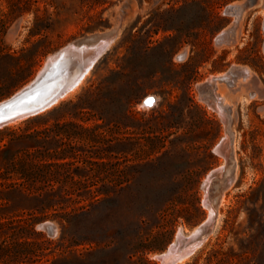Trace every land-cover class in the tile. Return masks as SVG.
Here are the masks:
<instances>
[{
	"label": "rangeland",
	"instance_id": "rangeland-1",
	"mask_svg": "<svg viewBox=\"0 0 264 264\" xmlns=\"http://www.w3.org/2000/svg\"><path fill=\"white\" fill-rule=\"evenodd\" d=\"M160 1L0 0V101L67 43L117 28L76 88L9 124L54 109L29 124L55 125L50 141H0L9 147L0 150V264H160L178 228L185 236L208 214L202 181L225 162L212 150L225 127L233 180L211 231L179 264H264V39L240 26L229 43L216 41L211 0ZM232 65L230 81L198 89ZM149 94L156 102L143 106ZM79 96L88 130L66 138V102ZM44 147L53 158L44 176L41 166L26 167L32 175L4 166ZM96 189L109 193L91 198ZM48 194L56 203L41 211ZM43 214L65 216L52 220L53 236L38 227Z\"/></svg>",
	"mask_w": 264,
	"mask_h": 264
},
{
	"label": "water",
	"instance_id": "water-1",
	"mask_svg": "<svg viewBox=\"0 0 264 264\" xmlns=\"http://www.w3.org/2000/svg\"><path fill=\"white\" fill-rule=\"evenodd\" d=\"M116 31L117 28H113L109 32L93 34L75 40L71 42L70 46L65 45L56 51L57 53H52L50 57H46L38 73L26 85L0 101V110H2L0 111V117H2V119H0V128L9 125L20 117L42 109L62 94L67 86L78 78L90 60L98 53V47L95 44L93 45V43L101 37L108 38V36L114 35ZM232 34L233 28L229 27L222 29L219 36L225 37ZM99 44L105 45V40H101ZM88 48H92V51H88ZM62 59L67 60L66 66L59 68L58 64ZM236 70H238L237 66H230L223 74V77H228L229 74H233ZM217 78L218 77L215 76L208 77L205 81L197 85L198 89L202 90L204 88H209L212 86V82L214 80L216 81ZM149 97L154 98V103L156 102L157 97L154 94H149L143 98V106H147L145 105V101ZM154 103L152 105H154ZM207 103L217 112H224V108H220L219 105L211 103L209 100ZM222 121L225 123V118H223ZM212 150L223 156L225 162L222 165L212 167L204 176L202 181L203 196L201 202L209 208L210 212L207 214L206 218L195 227L198 236L191 235L190 240H187L188 242L197 238H204L208 235L213 226L212 219L216 215V206L220 197V192L230 181V168L233 163L232 138L231 133L226 127L224 135L214 144ZM38 227L44 229L50 236H53L56 232V225L50 219L40 221ZM185 239L186 238H182V242L183 240L185 241ZM177 246H179L178 240L170 243L165 251L175 252L179 248H176Z\"/></svg>",
	"mask_w": 264,
	"mask_h": 264
},
{
	"label": "trees",
	"instance_id": "trees-1",
	"mask_svg": "<svg viewBox=\"0 0 264 264\" xmlns=\"http://www.w3.org/2000/svg\"><path fill=\"white\" fill-rule=\"evenodd\" d=\"M82 96H79L76 100H68L66 104H70L72 107V119L65 122L64 125L61 127L62 133H64V136L69 138L71 135H75L79 133V130H76L78 127L81 128L83 131H87V127H84L80 122L78 121H86L89 119V117L85 116L84 113L80 112L79 108H81L82 104ZM54 109H50L43 113L35 114L32 117H27L25 120V125H16V126H4L0 128V141L1 140H7L6 142H12V141H27L30 142L32 146H35L37 143H39L40 139L44 141H50L51 135L55 132L54 126H46L44 128L38 129L34 128L30 130V123H46L48 122L52 117V112ZM65 126V127H64ZM42 135V136H41ZM9 147L5 144V146L0 145V150H7ZM32 148H29L28 150H31ZM52 153L51 149L48 147H44V149H34L31 152H28L25 154L23 158H19L17 161L12 160V158H9L4 163V166L7 169H12L14 171H17L21 173L22 175H32V170L26 169L28 166H36L45 169L42 170L41 173L44 176L45 172L48 170L50 171V166L52 165ZM40 174V172H38ZM43 196L48 191L46 189H42ZM90 193H93L91 195V198H100L103 196H106L109 191L105 189H96V190H86ZM77 198L80 194H75ZM55 201L51 200V194H48L46 197V200H44L43 205L41 207V211H44L47 208H50L55 205ZM65 216L57 215V214H43L40 218V220L43 219H51L55 220L57 218H64ZM59 222V221H58Z\"/></svg>",
	"mask_w": 264,
	"mask_h": 264
},
{
	"label": "flooded vegetation",
	"instance_id": "flooded-vegetation-1",
	"mask_svg": "<svg viewBox=\"0 0 264 264\" xmlns=\"http://www.w3.org/2000/svg\"><path fill=\"white\" fill-rule=\"evenodd\" d=\"M163 2V3H162ZM167 2V0H166ZM164 6V0L160 1ZM212 3V27L215 33V40L229 43L234 38L235 32L241 27H246L248 39L255 43L261 36L264 39V0H211ZM233 28V34L225 37L219 36L220 28ZM219 32V33H218ZM218 77L216 80L230 81L229 77ZM212 101V100H209ZM217 104L215 102H211ZM71 135L69 137H74ZM23 246L20 253L23 254Z\"/></svg>",
	"mask_w": 264,
	"mask_h": 264
},
{
	"label": "bare ground",
	"instance_id": "bare-ground-1",
	"mask_svg": "<svg viewBox=\"0 0 264 264\" xmlns=\"http://www.w3.org/2000/svg\"><path fill=\"white\" fill-rule=\"evenodd\" d=\"M112 39H113V37H111V38H106V40H105V45H100V49H98L97 51H98V54L101 52V50H103L104 49V46H106V45H108V43H110L111 41H112ZM67 46H70L71 45V42L70 43H67L66 44ZM102 47V48H101ZM88 51H92V48H88ZM55 53H57V52H55ZM97 56V55H96ZM47 57H50V55H48ZM53 58H54V56H53ZM66 58H68V57H66ZM93 60H94V57L92 58ZM90 60V62L88 63V65L85 67V69L83 70V72L78 76V78H76V80L74 81V82H72V84H69L68 86H67V88L63 91V92H65L66 90H70V89H72L73 90V87L75 86V85H77L78 84V82L79 81H81L82 80V78H80V76L82 77V75L84 76V75H86V74H88V72H89V70H90V68H89V66L91 65V62L93 61V60ZM66 61L67 60H65V59H62L60 62H59V64H58V66H59V68H63V67H65L66 66ZM40 70V69H39ZM244 70L246 71V75H248L249 76V73H250V71H249V69H248V67H244ZM209 77H212V76H209ZM216 77V76H215ZM241 77V76H240ZM233 78V77H232ZM237 78V77H236ZM247 78V77H246ZM245 78V79H246ZM229 79L231 80V78L229 77ZM240 80V79H239ZM247 80V79H246ZM252 79H249L248 78V80L245 82V83H247V82H249V81H251ZM219 81V80H218ZM223 81V80H222ZM241 81V80H240ZM244 81V80H243ZM217 82V81H216ZM75 88H76V86H75ZM62 92V93H63ZM66 93V92H65ZM68 93V92H67ZM257 92L255 91V92H252L251 93V96H254V97H257V95H255ZM66 95V94H65ZM211 97V96H210ZM58 99V98H57ZM56 99V100H57ZM210 99V98H209ZM225 99V98H224ZM55 100V101H56ZM226 103V102H225ZM51 104V103H50ZM221 104V103H220ZM44 108V107H43ZM220 108H221V106H220ZM219 113V112H218ZM219 115L221 116V119H223V116H224V112L223 113H219ZM234 159V158H233ZM221 165V164H220ZM231 178V177H230ZM233 180V179H232ZM232 180H230L229 182H228V184H230L231 182H232ZM227 186V185H226ZM224 188L225 187H223V190H221V192H220V197H219V199H218V203H217V205H220L223 201H225L226 200V196L224 195ZM207 208V212L209 213L210 212V210H209V208L208 207H206ZM215 217H216V215H215ZM215 217L212 219V225L214 224V222H215ZM218 219V218H217ZM207 220V219H206ZM212 228V227H211ZM185 230V229H184ZM183 230L182 229H180V228H178V230H177V233H176V238H175V240L173 241V242H175L176 240H178V245L179 246H177L176 248H178L175 252H171V251H164L162 254H160V256H158V257H160V264H179V263H182L183 261H184V259H186L188 256H189V254L192 252V251H194L200 244H201V242H202V240L201 239H203V238H197V239H194V240H191V242L189 241H187V240H190V238H191V235H193V236H198L197 235V231L195 230V228L192 230V231H190L187 235H182V233H184V232H182ZM211 231V230H210ZM182 232V233H181ZM182 238H186L185 239V241L183 240V242H182ZM205 238V237H204ZM180 244H181V247H180ZM187 249H190V250H187Z\"/></svg>",
	"mask_w": 264,
	"mask_h": 264
},
{
	"label": "snow or ice",
	"instance_id": "snow-or-ice-1",
	"mask_svg": "<svg viewBox=\"0 0 264 264\" xmlns=\"http://www.w3.org/2000/svg\"><path fill=\"white\" fill-rule=\"evenodd\" d=\"M154 103V98H151V97H149L146 101H145V105H147V106H151L152 104ZM0 111H2V110H0ZM0 119H2V117H0Z\"/></svg>",
	"mask_w": 264,
	"mask_h": 264
}]
</instances>
